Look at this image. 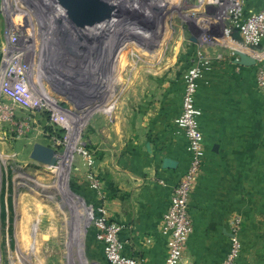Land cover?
<instances>
[{
    "label": "rangeland",
    "instance_id": "rangeland-1",
    "mask_svg": "<svg viewBox=\"0 0 264 264\" xmlns=\"http://www.w3.org/2000/svg\"><path fill=\"white\" fill-rule=\"evenodd\" d=\"M260 10L264 0H0V264H101L84 188L116 164L102 150L175 146L187 168L199 144L184 105L200 126L218 80L208 74L244 45L235 12Z\"/></svg>",
    "mask_w": 264,
    "mask_h": 264
},
{
    "label": "crops",
    "instance_id": "crops-1",
    "mask_svg": "<svg viewBox=\"0 0 264 264\" xmlns=\"http://www.w3.org/2000/svg\"><path fill=\"white\" fill-rule=\"evenodd\" d=\"M235 60L232 56V66L208 74L218 80L202 93V168L189 205L193 232L179 264H221L233 241L240 246L235 264H264V93L255 82L256 65ZM124 150L134 155L127 164H122ZM139 151L130 145L104 148V163L109 157L116 164L101 176L102 186L84 188L85 196L90 209L104 205L109 219L120 225L126 256L138 264H166L162 216L188 156L173 146L161 155L175 160L171 167L161 164L157 150ZM97 252L107 264L102 246Z\"/></svg>",
    "mask_w": 264,
    "mask_h": 264
},
{
    "label": "built area",
    "instance_id": "built-area-1",
    "mask_svg": "<svg viewBox=\"0 0 264 264\" xmlns=\"http://www.w3.org/2000/svg\"><path fill=\"white\" fill-rule=\"evenodd\" d=\"M232 7V4H229L227 10L231 12ZM234 17H240L241 21L234 19L233 24L244 44L237 47V49L243 50L254 59V64L256 65L255 82L260 91L264 93V10L247 16H242L240 12L236 11ZM234 52L232 55L237 59ZM184 106L185 109L181 121L188 125L190 135L196 139L199 146L197 156L190 159L188 167L183 171L178 182L172 188L168 207L162 216L163 230L168 234L166 264H179L181 262L186 244L193 232L189 205L192 189L201 174L202 168L204 137L198 122L195 121L197 119H190L187 112V104ZM183 129H186V127ZM91 215L93 216L91 218L93 225L97 228V237L102 243V252L105 258L111 264H138L134 257L126 256L123 253L124 244L119 238L121 227L108 218L104 205L98 204L93 207ZM239 250L238 242L233 241L221 264H235Z\"/></svg>",
    "mask_w": 264,
    "mask_h": 264
},
{
    "label": "water",
    "instance_id": "water-1",
    "mask_svg": "<svg viewBox=\"0 0 264 264\" xmlns=\"http://www.w3.org/2000/svg\"><path fill=\"white\" fill-rule=\"evenodd\" d=\"M235 54L237 56V59L235 60L236 64L246 65V66L254 64V59L248 56L243 50L236 49ZM52 156H53V151L41 145H36L32 152V157L44 164H49L52 161L51 159ZM166 165L174 167L175 163L169 161Z\"/></svg>",
    "mask_w": 264,
    "mask_h": 264
},
{
    "label": "bare ground",
    "instance_id": "bare-ground-1",
    "mask_svg": "<svg viewBox=\"0 0 264 264\" xmlns=\"http://www.w3.org/2000/svg\"><path fill=\"white\" fill-rule=\"evenodd\" d=\"M20 74V73H19Z\"/></svg>",
    "mask_w": 264,
    "mask_h": 264
}]
</instances>
